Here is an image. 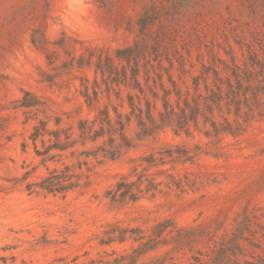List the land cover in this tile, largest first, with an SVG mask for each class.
I'll return each mask as SVG.
<instances>
[{"label":"rangeland","instance_id":"374dc122","mask_svg":"<svg viewBox=\"0 0 264 264\" xmlns=\"http://www.w3.org/2000/svg\"><path fill=\"white\" fill-rule=\"evenodd\" d=\"M145 12L154 22L143 37L137 20ZM135 45L146 98L153 102L147 86L158 94L153 116L161 110L159 80L192 95V78L205 68L234 84L235 71L256 89L238 117L224 107L213 115L243 131L207 137L212 129L199 118L188 134L163 127L139 136L129 101L144 114L139 92L110 84L95 67L98 57L126 67L116 51ZM261 87L264 0H0V264H215L228 243L220 264H264ZM25 91L39 106L20 107ZM52 131L66 150L51 149ZM65 166L86 187L64 195L27 188ZM122 176L157 188L114 204L106 192ZM166 220L161 237L171 242L135 258L140 242L101 243L114 225L148 237Z\"/></svg>","mask_w":264,"mask_h":264},{"label":"trees","instance_id":"16d2710c","mask_svg":"<svg viewBox=\"0 0 264 264\" xmlns=\"http://www.w3.org/2000/svg\"><path fill=\"white\" fill-rule=\"evenodd\" d=\"M153 22L154 21L151 13H143L137 20L139 35H143V37H145L148 28L153 25ZM32 43L37 46H40L41 44L39 41L37 42L36 39L34 40V36ZM136 47L137 46L135 45L134 48L126 47L124 49H119L115 54V58L117 60L124 62L126 67H129V76L127 75L126 67L122 66L121 69H119L114 65L113 59L110 58L102 59L101 57H98L95 67L96 71H98L103 78L105 77V79H107L110 84H122L127 87H131L132 89L137 90L140 96H143L142 99L140 96L137 98L139 99V102L144 101V114L141 107H137L131 103L132 99L129 97L132 113L135 114V112H138V114H135V116L137 118V125L139 127V136H148L155 130L161 129L163 127L173 128L176 134L180 131L188 134L190 124L197 126L199 118H202L205 124L208 123L212 129V131L205 132L207 137L210 136V133H212L214 136L221 133L238 135L241 130L243 131L239 124L236 123L233 126V124L227 118H222V123H218L214 119L213 115L214 110L222 112L224 107L227 114H230L231 110H233L234 116L238 117L241 107L243 105L245 106L247 103L248 90L256 89L252 88L250 84L247 86H242V84L238 81V75L235 71H232L233 78H236L234 84L229 78H221L215 69L211 70L209 68H205L204 73H202L200 77L192 78V95L188 91L183 94L182 90L175 84L174 81L171 80V78L168 79L169 83L171 84L170 89L166 88L163 82L159 80V88L162 92V97L160 98L161 110L157 112L156 117L153 116L151 109L155 108L153 102L158 99V94L156 91H154V89L152 90L149 86H147L146 88H148L152 94L153 102L146 98L144 92L145 87H143L138 79L139 57L138 54H135ZM78 64L81 65V63ZM209 72L212 73L214 82L217 83L213 88H211L207 83V76ZM148 74L149 72L146 71V77L144 79L145 83L148 80ZM200 81L203 82V91H201L199 87ZM246 82L248 84L249 79H247ZM145 85H147V83ZM260 92L264 94L262 87ZM23 94L24 96L20 101V107L28 109L39 106V101L36 99V97H34V95L27 91L23 92ZM93 95L96 98L97 93L94 91ZM170 96H174V103L170 101ZM253 96L254 99L257 98L256 95ZM85 97L88 101L90 100L88 95H85ZM104 114L107 118V113ZM39 127H43L45 129V123L39 122ZM37 131L38 127L35 128V132L32 134V140H35ZM50 134L55 140V147H52L51 149L64 151L68 148L67 145H69V143H62L60 141L58 131H52ZM98 136L99 134L95 133L92 137L95 138ZM143 182H148V184L144 185V189L142 188ZM31 187H37L40 191L46 192L48 194L64 195L70 191L86 187V185L85 183H80V177L72 173L69 166H65L62 170L50 171L48 175L43 177L39 182L27 185V188L30 189ZM156 188L157 185L152 181H146L145 179L142 181V176H138V180L136 182H128L127 177L122 176L113 185V187L106 192V196L109 197V200L112 203L123 205L127 202L134 203L138 201L143 193H148L151 191L153 192L156 190ZM169 223L170 222L166 220L154 225L152 228L153 233L148 237L145 236L144 232H142L139 228H120L114 225L105 232V239H103L101 243L106 244L114 241L124 243L129 239H132L134 242H140V247L135 248L133 250L134 256H131V258H135L140 253L153 251L158 246L166 245L171 242L172 238L170 240H166L161 237L162 234L168 228H170L171 225H169ZM237 236L238 235H235V238ZM178 242L181 243V239H179ZM179 243L176 244L179 245ZM228 244H224L223 247L216 252V258H214L215 264L222 263L227 254L231 252ZM235 246L238 247L237 243ZM221 254L222 256H220Z\"/></svg>","mask_w":264,"mask_h":264}]
</instances>
